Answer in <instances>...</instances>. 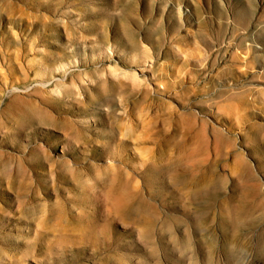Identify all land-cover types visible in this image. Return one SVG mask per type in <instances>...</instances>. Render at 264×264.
<instances>
[{
    "label": "rangeland",
    "instance_id": "obj_1",
    "mask_svg": "<svg viewBox=\"0 0 264 264\" xmlns=\"http://www.w3.org/2000/svg\"><path fill=\"white\" fill-rule=\"evenodd\" d=\"M0 264H264V0H0Z\"/></svg>",
    "mask_w": 264,
    "mask_h": 264
}]
</instances>
